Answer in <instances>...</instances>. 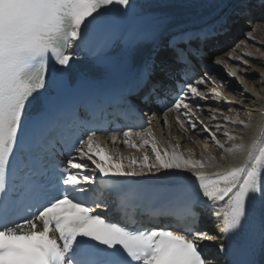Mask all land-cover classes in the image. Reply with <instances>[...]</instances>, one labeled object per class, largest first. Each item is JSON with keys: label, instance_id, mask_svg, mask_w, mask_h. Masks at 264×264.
Instances as JSON below:
<instances>
[{"label": "snow or ice", "instance_id": "1", "mask_svg": "<svg viewBox=\"0 0 264 264\" xmlns=\"http://www.w3.org/2000/svg\"><path fill=\"white\" fill-rule=\"evenodd\" d=\"M236 5L238 17L247 15L248 0ZM130 7L132 0H0V264H220V255L225 264H264V122L248 143L243 130L224 125L221 142V125L210 127L219 109H209L208 123L196 116L209 93L221 99L217 87L201 89L215 83L208 72L193 79L200 49L192 44L208 33L173 36L139 65L136 88L145 102L166 109L164 127L175 113L180 129L203 132L218 156L207 144L196 158L179 141L162 143L151 120L107 139L76 125L84 105L69 99L98 95L129 69L144 38L155 45L158 34L134 24ZM220 22L226 25L227 16ZM253 31L246 38L255 42ZM81 54L90 72L72 69ZM226 57L248 65L233 52ZM214 63L244 83L224 59ZM223 119L243 129L251 123ZM108 140L135 154L108 148ZM146 199L148 219L140 210ZM205 211L218 222L214 235L199 227ZM158 217L173 223L158 225ZM206 242L215 254L205 253Z\"/></svg>", "mask_w": 264, "mask_h": 264}, {"label": "bare ground", "instance_id": "2", "mask_svg": "<svg viewBox=\"0 0 264 264\" xmlns=\"http://www.w3.org/2000/svg\"><path fill=\"white\" fill-rule=\"evenodd\" d=\"M227 7L224 8V11ZM252 25L247 22H243L241 27L237 23L232 21L234 31L231 32L234 38L242 36L241 45L236 48H229L222 54L216 56L213 61H207L205 72L215 78V83L208 81L205 85H201V89L205 92L212 87H217L221 92L220 100H213L209 93V99L207 102L201 101L202 108L199 110L194 109L196 116L208 123L213 116V113L209 111L210 108H218L219 112L215 114V119L211 120L210 127H213L216 123L221 125V130L218 133V138L221 142L226 141V137L223 135L224 125H227L229 129L236 130L237 132L243 130L245 132V143L250 142L253 132L257 129L258 125L264 122V11L259 15ZM251 28L255 42L246 38L247 30ZM230 34V35H231ZM240 41V40H239ZM226 41L225 43H227ZM236 46V45H235ZM234 50V51H233ZM233 52L235 56H241L243 59L248 60V65L228 60L226 53ZM246 52L254 53V57L244 56ZM222 58L226 63L236 69L238 77H240L244 83L241 84L236 78L229 77L227 72L224 70L223 64H215L217 58ZM258 57V58H257ZM247 89V91H245ZM230 101L225 103L224 100ZM229 109H232L229 111ZM238 118L241 120H251V123L247 129H243V125L240 124H228L224 119L223 115ZM250 114V116H249ZM175 113L168 114L169 127L163 126V114L161 116H152V130L155 133L157 139L164 144L169 142L175 144L177 141L181 144V150L188 154L190 149L199 158L204 150L205 144L208 149L215 155H219L220 150L216 148L214 142L210 139H205V134L197 130H189L184 132L180 129L179 124L176 122ZM181 120H185V117L181 115ZM101 139H107L109 135H97ZM189 137L191 140H189ZM122 139V137H121ZM238 142V141H237ZM107 147L116 151H119L125 156L134 155V150L123 147L122 144H112L110 140L107 141ZM126 162V161H125ZM209 171H212L209 169ZM145 184L148 180L144 181ZM98 184V180H97ZM203 217L199 223V227L202 230L208 231L210 234H215L214 228L217 221L210 214L205 211ZM203 250L206 254H215L216 248L211 242H206L203 245ZM220 264H225L226 256H219Z\"/></svg>", "mask_w": 264, "mask_h": 264}, {"label": "rangeland", "instance_id": "3", "mask_svg": "<svg viewBox=\"0 0 264 264\" xmlns=\"http://www.w3.org/2000/svg\"><path fill=\"white\" fill-rule=\"evenodd\" d=\"M251 30V28H249L247 31H250ZM240 40V41H239ZM241 40H242V36H240V37H238V38H236L232 43H230L228 46H226V48H224V49H222V50H220V51H218L216 54H214L213 56H212V58H211V61H213L215 58H216V56H218V55H220V54H222L224 51H226V50H228L229 48H236L238 45H241ZM236 45V46H235Z\"/></svg>", "mask_w": 264, "mask_h": 264}]
</instances>
